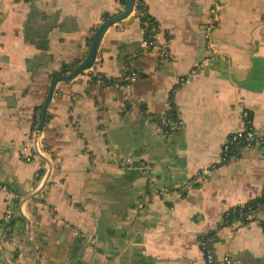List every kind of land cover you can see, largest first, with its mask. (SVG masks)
Returning <instances> with one entry per match:
<instances>
[{"label":"crops","instance_id":"0c3cea01","mask_svg":"<svg viewBox=\"0 0 264 264\" xmlns=\"http://www.w3.org/2000/svg\"><path fill=\"white\" fill-rule=\"evenodd\" d=\"M139 1L103 29L91 66L54 83L48 152L26 159L51 81L87 58L118 6L0 0V264H206L201 234L219 260L264 264V200L216 226L264 192V144L222 156L244 112L264 129V0H216L212 60L203 27L214 0ZM161 119L181 123L168 133ZM189 177L182 192L157 191Z\"/></svg>","mask_w":264,"mask_h":264},{"label":"built area","instance_id":"2783aa9c","mask_svg":"<svg viewBox=\"0 0 264 264\" xmlns=\"http://www.w3.org/2000/svg\"><path fill=\"white\" fill-rule=\"evenodd\" d=\"M115 2L118 8L113 15L120 13L125 8L123 0H115ZM218 15L219 14L217 10V1L214 0L213 5L209 8L207 12L203 27L205 44L207 48L210 50V55L208 57L209 60L221 56L220 52L217 51L215 44L211 39V31L218 21ZM153 41H154L153 33L149 31L143 42V47H144L143 50L146 51L149 46H152ZM165 46L166 45L164 44L160 48L159 54L162 59L167 60L170 57V53L165 48ZM130 69L131 70L129 74L125 76V78H127L128 80L134 79L136 77V71L134 70V68L130 66ZM103 83L104 86H109L111 84L109 83L108 78H105ZM244 121H245L244 126L242 128L230 132V134L227 136L226 140L224 141L222 145L223 157H226L229 154H231L234 151V149L239 146L252 147L258 144H264V129L261 130L255 129L251 125L250 119L246 112H244ZM180 123H181L180 120L171 122L167 119H161V124L165 127V130L168 133L175 130L176 126ZM24 147L30 151V153L26 155V159H30L32 156H41L44 153L48 152L44 139L40 136V133L37 134L36 127L30 129L25 134ZM39 175L40 174H38V177ZM195 181L196 179L194 177H189L183 180L182 182H180L176 188L160 185L158 186L157 191L158 193H161L163 195H166L168 192H171L173 190L182 192L186 190L190 185L195 183ZM263 200H264V192L262 193V196L260 198H256L254 200L242 204L227 206L223 210L221 219L216 224V226L220 227L223 224H228L234 219L248 220L249 218L252 217V213L262 203ZM198 242L203 252V258L206 264H232L231 258L227 255H224L222 257V260H219L217 258L213 242L209 239V236H207L206 234H201L199 236Z\"/></svg>","mask_w":264,"mask_h":264},{"label":"water","instance_id":"95a60500","mask_svg":"<svg viewBox=\"0 0 264 264\" xmlns=\"http://www.w3.org/2000/svg\"><path fill=\"white\" fill-rule=\"evenodd\" d=\"M133 5V1L132 0H126V7L124 8V10H122L120 13L115 14L107 19H105L99 26L98 28L95 30V33L93 35L92 38V42L90 45V49H89V53L86 59H84L82 62H80L79 64H77L74 68H72L70 70L69 73L67 74H59L57 76H55L53 78V80L51 81L48 90H47V94L45 97V100L42 104V108H41V114H40V118L38 121V124L36 126L37 129V134L40 133V131L42 130L45 118H46V107L48 105V102L51 98L52 95V88L54 83L57 80H69L72 77L76 76L77 74H79L81 71H83L84 69H86L87 67L91 66L94 59H95V55H96V50H97V45L100 39V36L102 34V31L105 27L121 20L122 18H124L125 16H127V14L130 12L131 7Z\"/></svg>","mask_w":264,"mask_h":264},{"label":"trees","instance_id":"16d2710c","mask_svg":"<svg viewBox=\"0 0 264 264\" xmlns=\"http://www.w3.org/2000/svg\"><path fill=\"white\" fill-rule=\"evenodd\" d=\"M134 1V4L136 6L137 9L141 8V3L139 0H133ZM141 10H136V12L139 14ZM141 19L144 20V21H148L147 25H146V30H148L149 32V28L151 27L152 23H150V20H151V17L150 16H147L145 15L144 13H142V15H140ZM150 26V27H149ZM108 81H110L108 79Z\"/></svg>","mask_w":264,"mask_h":264}]
</instances>
